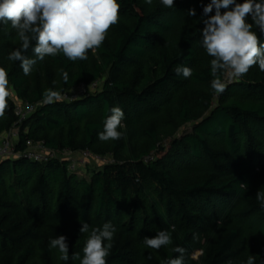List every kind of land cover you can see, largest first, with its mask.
Masks as SVG:
<instances>
[{
	"label": "trees",
	"instance_id": "1",
	"mask_svg": "<svg viewBox=\"0 0 264 264\" xmlns=\"http://www.w3.org/2000/svg\"><path fill=\"white\" fill-rule=\"evenodd\" d=\"M117 2L119 22L86 60L48 56L27 76L19 61L8 59L21 44L16 30L0 23V67L18 99L35 106L20 121L8 98L0 118V134L17 130L14 153L20 155L0 161V264H80L72 255L82 258L91 230L106 222L117 229L106 264H164L180 255L177 246L185 249V264H246L249 256L264 264L263 248L255 255L250 241L239 245L243 232L264 241V209L255 198L264 191V72L253 65L222 94L214 92L212 57L201 46L203 7L210 0H174L172 8L161 0ZM253 30L264 43L255 25ZM25 55L34 58L31 48ZM177 65L192 68V77L175 74ZM102 80L101 90L79 99L44 102L46 89L61 96ZM200 104L211 112L195 122ZM112 107L124 112L118 131L125 135L101 141L98 133ZM192 122V133L168 148L158 145L162 131ZM29 142L43 143L55 157L27 158ZM86 151L113 161L88 168L87 179L59 156ZM85 222L89 232L81 233ZM220 225L228 232L210 240ZM161 230L171 233V244L159 250L143 244ZM59 235L67 237L68 261L49 246Z\"/></svg>",
	"mask_w": 264,
	"mask_h": 264
},
{
	"label": "clouds",
	"instance_id": "2",
	"mask_svg": "<svg viewBox=\"0 0 264 264\" xmlns=\"http://www.w3.org/2000/svg\"><path fill=\"white\" fill-rule=\"evenodd\" d=\"M146 3L151 4L152 0H146ZM161 3L168 8L174 7V0H161ZM213 10L214 15H210ZM119 11L117 0H0V23H10L21 42L19 48L9 53L8 59L19 61L26 76L31 74L38 60L43 61L48 56L63 54L72 62L86 60L89 50L95 52L99 49L110 27L119 22ZM195 14L194 9L188 12L190 16ZM203 14L207 19L203 20L201 46L212 57L211 88L216 94L226 90L225 76L239 80L253 65L264 71V43L253 30L255 25L264 35V0H243L242 3L237 0H210L203 7ZM249 18L252 23L248 22ZM29 48L34 58L25 55ZM173 71L185 79L193 75V69L187 66L177 65ZM63 79L68 81L67 72L63 73ZM9 83L8 72L0 67V118L4 117L8 98L12 95ZM42 95L47 104L60 99V93L51 88ZM123 120V110L112 107L104 120L103 131L98 133L99 140L107 142L123 138L125 133L118 131L124 127ZM255 198L264 209V191H258ZM79 231L89 232V224L82 223ZM116 231L110 222L104 223L102 228H93L84 244L83 257L74 253L71 258L79 260L80 264H106ZM171 243V233L166 230L143 240L144 245L155 250ZM49 246L58 249L61 260H69L66 236L51 239ZM174 251L180 255L164 264H185V249L177 246ZM246 264H255V257L249 256Z\"/></svg>",
	"mask_w": 264,
	"mask_h": 264
},
{
	"label": "rangeland",
	"instance_id": "3",
	"mask_svg": "<svg viewBox=\"0 0 264 264\" xmlns=\"http://www.w3.org/2000/svg\"><path fill=\"white\" fill-rule=\"evenodd\" d=\"M259 71L261 73H263L264 71H261L259 69ZM103 82L99 81L97 84V90H101L102 86H103ZM238 82V80H231L229 78H225V83L226 86L232 83ZM12 91V95L9 97L15 104H21V100L18 99L17 94L15 93V91L13 90V88H10ZM217 103V101H216ZM202 105V104H200ZM211 112V109H206L205 105H202L199 107V110L195 113V115L197 116V120L195 122H199L201 121L205 116H207L209 113ZM189 123V124H180V125H172L170 128L162 131L159 134V146H163L165 148H168L171 143L175 140V139H180L181 137H183L185 134L187 133H192L193 132V128H194V123ZM17 132V130H16ZM9 132H4L2 134H0V141L2 139H4V137H6V135ZM12 142L15 143L17 142V138H11ZM60 157H67L69 158V160H71L72 162H74L75 167H77L78 170V174L83 177V178H87L90 179L89 174L87 173V169L88 168H99L100 166H103L104 164L108 163V162H112L113 158L112 156H107L106 158L103 159H99L97 158L98 156H94L92 155V157H90L89 160H83L81 153H76V154H71V153H65L63 155H59ZM180 182L182 183L183 179H179ZM259 184L264 185V176H261L259 178ZM220 226H214L213 230H211V232L209 233L208 237L210 240H216L219 237L223 236L224 234H226L228 232V227H222ZM243 232V231H242ZM249 241L251 242L252 246H249L253 249V252L255 255H258L261 251H260V247L264 249V241L258 242V239H255V237H253L251 234L249 233H242V239L239 245H241V247L245 248ZM241 250V248H238ZM251 252V250L249 251V253ZM200 252H196L194 254H192V258L197 260L198 257L200 256Z\"/></svg>",
	"mask_w": 264,
	"mask_h": 264
},
{
	"label": "built area",
	"instance_id": "4",
	"mask_svg": "<svg viewBox=\"0 0 264 264\" xmlns=\"http://www.w3.org/2000/svg\"><path fill=\"white\" fill-rule=\"evenodd\" d=\"M97 84L98 82L93 83L92 85L85 86L81 85L67 93H64L60 96L61 100L65 101H73L76 99H79L86 95V93L94 92L97 90ZM22 105L16 104V115L18 116L20 121H23L27 119L35 110V106L26 104L23 101H21ZM11 138H17L18 140V133L16 132V129L11 130L4 139L0 141V161L4 159H11L19 157L20 155H16L14 153V147L15 143H13ZM71 153L72 152H66ZM65 154V153H64ZM74 154V153H73ZM27 158L35 161V162H47L51 158L55 157V153L52 150H49L47 147L43 145V143H28V149L26 153L24 154ZM83 160H89L90 157H92V154L89 151L81 153ZM89 158V159H88ZM99 159H103L101 157H97ZM75 165H73V168Z\"/></svg>",
	"mask_w": 264,
	"mask_h": 264
}]
</instances>
